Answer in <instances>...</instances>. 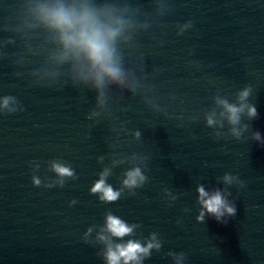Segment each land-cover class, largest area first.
Returning <instances> with one entry per match:
<instances>
[{
	"label": "water",
	"instance_id": "1",
	"mask_svg": "<svg viewBox=\"0 0 264 264\" xmlns=\"http://www.w3.org/2000/svg\"><path fill=\"white\" fill-rule=\"evenodd\" d=\"M34 2L0 0V96H14L24 108L0 114V264H103L101 246L82 235L109 210L140 224L138 237L158 234L161 249L143 264H173L169 251L184 253V264H264V145L251 139L259 131L264 140V0H169L170 14L124 48L126 67L142 64L135 71L142 87L133 93L110 86L103 106L94 91L73 85L70 63L51 59L57 45L50 33L27 26L26 7ZM127 2L141 8V19L154 18L152 0ZM189 20L193 27L177 36L176 25ZM245 85L257 117H242L249 129L240 141L215 139L203 113L218 92L235 102ZM92 112L99 115L88 119ZM133 153L150 157L149 179L135 195L104 204L90 194L98 172L123 158L107 181L118 188ZM53 159L69 163L77 179L33 186L34 174L54 178ZM226 172L244 187L218 182ZM197 184L227 187L235 217L198 223ZM165 188L178 197L174 203Z\"/></svg>",
	"mask_w": 264,
	"mask_h": 264
},
{
	"label": "clouds",
	"instance_id": "2",
	"mask_svg": "<svg viewBox=\"0 0 264 264\" xmlns=\"http://www.w3.org/2000/svg\"><path fill=\"white\" fill-rule=\"evenodd\" d=\"M154 11L152 17L141 19V8L127 0H36L26 7V15L31 22L28 27H41L50 33L51 40L57 45L51 59L57 64L70 63V73L73 85L83 86L96 93L98 105L106 103V89L110 86L127 89L133 93L142 87L135 75L136 70L143 71L142 64L133 62L131 67L125 66L124 48H133L135 37L147 32L154 23L170 14L172 7L169 0H152ZM193 27L192 21L176 25V35L180 36ZM162 43V41L160 42ZM191 54V52H189ZM131 52L129 57L131 58ZM198 63V62H192ZM160 72V69L154 70ZM252 87L245 85L235 93V102L219 94L213 96L214 107L203 113L205 126L212 129L215 139H234L240 141L243 134L248 131L249 125L242 123V117L248 120L257 117L254 104L249 102ZM24 111L23 105L12 95L0 96V114L9 115ZM99 115L92 112L87 117ZM193 121L198 117H192ZM183 124L178 125V127ZM226 129L225 131H220ZM134 139L139 140L141 132H132ZM251 139L264 145L259 131L251 132ZM148 155L133 153L128 162L130 167L125 168L119 179V187L113 188L108 178L113 174L112 169L119 167L126 161L115 158L111 166H105L98 172V178L92 183L89 192L104 204L114 203L127 192L135 195V190L143 187L148 181L144 172ZM103 162L104 157H97ZM39 164H33V172L39 171ZM48 171L54 173V178H45L43 181L37 175H32L31 183L36 187L53 188L63 187L67 180H76L77 176L71 165L60 159L48 162ZM218 182L225 186L237 184L244 187V182L238 176L224 173L218 177ZM196 204L199 205L195 220L203 223L205 217H212L217 222L227 223L228 218L235 217L236 206L234 201L227 199L232 193L214 187L211 191L205 189L203 184H197L195 189ZM163 195L168 203H174L178 197L167 188ZM77 203L69 202V206ZM186 211V209H185ZM181 222L179 219L176 221ZM137 223H128L121 217L114 215L111 210L106 211L102 225H92L82 235L85 243L99 245L97 255L103 264H143L153 251L161 249V240L156 232H150L146 238L138 237ZM96 230V239H89ZM128 237V239H125ZM173 264H184V253L169 251Z\"/></svg>",
	"mask_w": 264,
	"mask_h": 264
}]
</instances>
